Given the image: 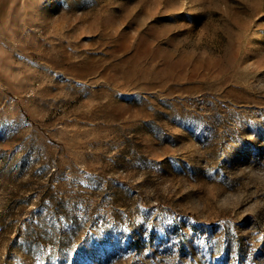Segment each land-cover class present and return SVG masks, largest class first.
<instances>
[{"label":"rangeland","instance_id":"1","mask_svg":"<svg viewBox=\"0 0 264 264\" xmlns=\"http://www.w3.org/2000/svg\"><path fill=\"white\" fill-rule=\"evenodd\" d=\"M0 264H264V0H0Z\"/></svg>","mask_w":264,"mask_h":264}]
</instances>
